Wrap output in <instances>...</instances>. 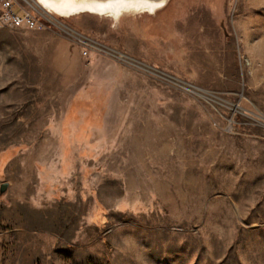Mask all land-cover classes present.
<instances>
[{"label":"rangeland","instance_id":"rangeland-1","mask_svg":"<svg viewBox=\"0 0 264 264\" xmlns=\"http://www.w3.org/2000/svg\"><path fill=\"white\" fill-rule=\"evenodd\" d=\"M156 13L0 28V264H264V0Z\"/></svg>","mask_w":264,"mask_h":264},{"label":"clouds","instance_id":"clouds-1","mask_svg":"<svg viewBox=\"0 0 264 264\" xmlns=\"http://www.w3.org/2000/svg\"><path fill=\"white\" fill-rule=\"evenodd\" d=\"M168 0H40L51 14L65 19L84 14L110 21L117 30L124 17L152 16L164 8Z\"/></svg>","mask_w":264,"mask_h":264},{"label":"built area","instance_id":"built-area-1","mask_svg":"<svg viewBox=\"0 0 264 264\" xmlns=\"http://www.w3.org/2000/svg\"><path fill=\"white\" fill-rule=\"evenodd\" d=\"M62 25L60 19L45 12L36 0H0V28L44 30L50 26ZM80 40L85 44L84 55L89 50H106L103 44L88 39ZM110 50V49H109Z\"/></svg>","mask_w":264,"mask_h":264},{"label":"bare ground","instance_id":"bare-ground-1","mask_svg":"<svg viewBox=\"0 0 264 264\" xmlns=\"http://www.w3.org/2000/svg\"><path fill=\"white\" fill-rule=\"evenodd\" d=\"M36 2H37V4H38L40 7H42V8L45 10V12H47L48 14H50V15H52V16H56V15L51 14L49 11H47L46 8H45L44 6L41 5L40 0H36ZM168 3H169V0H168L167 4H168ZM167 4H166V5H167ZM156 14H157V13H156ZM56 17L59 18L60 16H56ZM60 18L62 19V17H60Z\"/></svg>","mask_w":264,"mask_h":264},{"label":"water","instance_id":"water-1","mask_svg":"<svg viewBox=\"0 0 264 264\" xmlns=\"http://www.w3.org/2000/svg\"><path fill=\"white\" fill-rule=\"evenodd\" d=\"M7 188H8V183L3 184L2 187H1L2 193L6 192Z\"/></svg>","mask_w":264,"mask_h":264}]
</instances>
